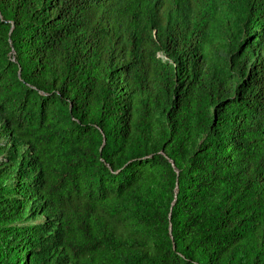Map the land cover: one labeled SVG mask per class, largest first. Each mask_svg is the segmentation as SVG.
Returning <instances> with one entry per match:
<instances>
[{"label":"trees","instance_id":"obj_1","mask_svg":"<svg viewBox=\"0 0 264 264\" xmlns=\"http://www.w3.org/2000/svg\"><path fill=\"white\" fill-rule=\"evenodd\" d=\"M0 264H264V0H0Z\"/></svg>","mask_w":264,"mask_h":264}]
</instances>
